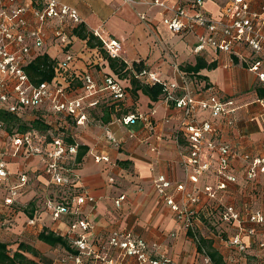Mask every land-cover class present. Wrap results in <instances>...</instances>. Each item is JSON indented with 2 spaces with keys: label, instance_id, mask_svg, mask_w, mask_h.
I'll list each match as a JSON object with an SVG mask.
<instances>
[{
  "label": "crops",
  "instance_id": "1",
  "mask_svg": "<svg viewBox=\"0 0 264 264\" xmlns=\"http://www.w3.org/2000/svg\"><path fill=\"white\" fill-rule=\"evenodd\" d=\"M63 2L78 10L88 31L101 39L119 40L122 45L120 59L129 66L133 62L143 61L146 70L155 74L162 82L167 85L177 82L181 88L177 90L176 96L182 94L184 82H187L197 97H204L210 90L223 100L233 99L237 102L239 108L233 124L229 125L226 118L213 119L214 137L230 144L234 149L230 171L238 180L229 186V200L241 207H245L247 203L253 209L264 207V173L259 174L255 181L248 180L245 168L247 160L244 159L246 154L252 157L264 156V104L260 101L263 97L259 94L260 90L264 91V82L256 72L249 69L253 60L252 51L245 45H237L233 53L229 54L211 48L196 52L197 34L203 33V29L174 34L161 22L156 9L150 10L144 5H129L123 0ZM226 3L227 0H206L204 11L210 17H220ZM250 3L253 11H259L264 6V0H250ZM140 13L147 14V21L139 17ZM27 16L33 19L31 13ZM76 41L81 47L74 52V60L69 64L72 70L89 72L97 81L104 74L113 73L99 52L89 49L84 40L74 36L73 45ZM43 52L49 53L58 61L65 60V53L52 39L46 42ZM93 55L95 59L91 60ZM199 57L209 63L216 62L215 69L204 68L196 74H188L182 70V66L194 65ZM125 83V99L117 102L102 98L96 108L89 110L85 126L74 124L69 129L72 137L88 147L82 162L74 168L76 186L95 198L94 204L89 203L84 209L92 222L91 236L96 241L99 258H84L82 264H150L139 263L131 256L122 258L121 251L108 243L116 230L131 232L143 239L154 246L155 253L170 258L174 264H207L206 256L198 252L197 243L191 235L213 239L214 246L221 251L220 246L223 244L209 232V219L205 217L214 206L202 195L207 205L200 207L201 221H196L195 229L187 230L178 221L156 184L161 176L170 180L173 188L168 189L167 194H173L177 202L182 201L185 195L184 192L175 190L176 184H184L186 191H191L194 187L184 166L188 157L187 141L179 134L185 121L184 115L165 96L153 102L142 91L133 95L130 92V81L126 80ZM78 89V93H83L81 87ZM130 114L137 116L133 123L124 125L118 121ZM201 115L212 122L208 113L202 112ZM107 117L110 120L105 122ZM108 131L117 139V144L107 138ZM7 135L6 131L0 134V146L8 141ZM96 155L108 156L109 161L96 162ZM8 160L13 172L12 181L16 182L22 173L28 175L29 181L21 189L13 209L4 206L6 191H0V207L3 206L4 218L12 225L9 230L1 229L0 236L12 235L9 238L13 240L15 236L23 237L28 229L34 232L36 229L37 233L44 228L63 231L64 224L53 222L48 207V200L54 198L50 197L44 203L41 198L53 185L44 173L41 160L11 156ZM214 182V177L209 174L202 176L196 186L202 190L204 185ZM243 182L246 183V192L241 190ZM258 184L263 185L262 190L254 196L252 192L259 191ZM123 194L126 195V200L121 206H116L115 200ZM32 201L35 203L33 208L30 206ZM29 211L39 219L36 228L27 224L31 218ZM245 240L252 244L254 239L248 237ZM29 244L37 248L44 257L42 264H63L60 260L67 253L65 249L52 247L40 241L37 236ZM251 252L252 248L248 255L240 258L241 264L262 260L258 254ZM27 255L39 261V258ZM224 261L232 264L227 254H224Z\"/></svg>",
  "mask_w": 264,
  "mask_h": 264
},
{
  "label": "built area",
  "instance_id": "2",
  "mask_svg": "<svg viewBox=\"0 0 264 264\" xmlns=\"http://www.w3.org/2000/svg\"><path fill=\"white\" fill-rule=\"evenodd\" d=\"M123 2L144 5L150 10L156 9L161 22L174 34L203 29V33L197 34L196 52L211 48L229 54L233 53L237 45L247 46L252 51L253 58L249 69L256 72L264 82V6L259 11H253L250 0H227L222 15L210 17L204 11L206 0ZM29 13L33 19H29ZM139 17L147 21L146 13H140ZM81 23L78 10L63 0H0V114L12 113L23 122L29 123L36 118L31 115L41 112L45 120L52 119L50 126L63 121L69 131L74 124L85 126L89 110L96 108L102 98L117 102L126 98V80L115 74H104L97 81L89 72H76L70 68L69 64L74 60L73 30ZM49 39L60 46L65 53V60L58 62L52 80L35 83L26 68L38 56L46 53L43 48ZM101 40L103 48L111 57L120 58L122 45L119 40ZM140 76L151 84L163 83L165 99L172 101L175 108L184 115L185 121L179 134L187 141L188 157L184 166L194 187L191 191H186L184 184H176L175 190L184 192L185 195L182 201L177 202L173 194H167V190L173 188L172 182L163 176L156 181L158 190L165 195V200L175 212L178 221L187 230L195 229L196 221H201L200 207L207 205L203 201V195L214 206L205 216L209 219V232L223 244L220 248L229 255L230 263L241 264L240 258L249 254L251 248L254 251L253 246L263 250L258 255L264 260V207L253 209L248 203L241 207L235 202L225 201L229 186L238 180L230 171L234 149L230 144L214 137L213 119L226 118L229 125L233 124L239 108L237 102L233 99L223 100L210 90L204 97H197L187 82H184L182 94L176 96L177 90L181 88L177 82L167 85L147 70ZM79 87L83 93H78ZM260 101L264 104V98ZM202 112L208 113L212 122L209 118H202ZM136 119V115L130 114L118 121L129 125ZM4 126L5 122L0 119V130L8 133V141L0 146V191H6L4 206L13 209L21 189L29 181L26 173L20 174L16 182L12 181L9 156L26 160L39 158L51 184L62 190L78 189L74 168L78 165L77 156L82 144L69 132L67 137L51 134L49 131L45 135L39 131H16L10 134ZM69 137L73 140L69 141ZM107 138L114 144L118 142L110 131L107 132ZM244 159L247 160V179L255 181L259 174L264 173V156L252 157L246 154ZM101 160L109 161V157L95 156L96 162ZM209 174L214 177L215 182L204 185L201 190L196 184L202 176ZM262 198L264 199V192ZM125 200L126 195H120L115 200L116 206H121ZM94 202V196L87 191L68 196L56 195L54 199L48 200L53 222L64 224L63 231L54 229V232L68 236L71 247L77 251V254L66 253L60 260L61 263L82 264L84 258H99L96 241L91 236L92 222L84 209L87 204ZM219 220L222 221L223 228L219 226ZM38 222V217L33 216L28 219L27 224L36 228ZM221 229L234 231L226 238L219 233ZM248 237L254 239L252 244L245 240ZM108 243L112 248L121 251L122 258L135 257L139 263L174 264L170 258L155 253L154 246L131 232L116 230L111 234ZM205 263H211L209 257L205 258Z\"/></svg>",
  "mask_w": 264,
  "mask_h": 264
},
{
  "label": "trees",
  "instance_id": "3",
  "mask_svg": "<svg viewBox=\"0 0 264 264\" xmlns=\"http://www.w3.org/2000/svg\"><path fill=\"white\" fill-rule=\"evenodd\" d=\"M73 34L77 38L84 40L86 42V46L89 49L101 52L102 57L107 61L108 66L112 70L113 74H115L122 80L130 81V92L133 95H135L138 91H142L153 102H157L162 96L165 95V85L163 83L158 82L151 84L141 78L140 75L144 70L147 69L143 61L133 62L132 65L129 66L120 58L111 57L103 48V41L101 40V38L95 35L93 32L88 31V29L85 27V24L83 23L77 25L74 28ZM58 62L59 61L56 58L50 56L49 53H44L33 60V62H31L27 66L26 70L29 73L32 81L35 83L50 81L55 76V67L57 66ZM216 65V62L209 63L206 62L203 58L199 57L197 58V61L194 65L187 64L185 66H182V70L188 74H196L204 68H207L209 70L215 69ZM259 94L264 98L263 90H260ZM0 119L5 122L4 128L10 134L15 133L16 131L21 133L28 131H39L41 134L45 135L47 134L52 122V119H35L27 123L23 122L17 115L12 113L0 114ZM109 120V117H107L105 119V122H108ZM68 140L72 141L73 139L69 137ZM87 151V146L82 145L79 148V153L77 156L78 164L82 162L83 156ZM62 195H57V197H60ZM34 205L35 203L33 201L30 202V206L32 208L34 207ZM29 215L33 217L34 213L29 211ZM0 235L2 234L0 233ZM191 236H193L197 243L198 252L205 255L206 257H209L212 264H227L224 261V250L220 248V251L218 248H216L214 246L213 239L195 237L194 234H192ZM9 237H12V235L10 236L7 234L2 237L0 236V264L43 263L44 257L42 256V254L36 248L26 242L18 243L17 249L11 252L10 246L12 244H10V242L12 241V238ZM37 238L52 247H61L65 249L67 253L77 254V251L73 247H71V239L68 236L59 235L49 228H44L37 235ZM253 248H255L254 252L258 250L259 254L263 253V250L261 248H258V246H253ZM27 254L32 255V257L34 258H39V261H36L35 259L29 257Z\"/></svg>",
  "mask_w": 264,
  "mask_h": 264
},
{
  "label": "rangeland",
  "instance_id": "4",
  "mask_svg": "<svg viewBox=\"0 0 264 264\" xmlns=\"http://www.w3.org/2000/svg\"><path fill=\"white\" fill-rule=\"evenodd\" d=\"M80 47H81V44L76 41L75 45L72 46L73 52L78 51L80 49ZM85 50H88V48H86ZM99 53L101 54V52H99ZM94 56L95 55H93V57L91 58V60H94L95 59ZM31 117L32 118L36 117L35 119H41V120L44 119L43 118V114L41 112H36L33 115H31ZM60 120H61V118H60ZM66 125H67L66 122H63V121H62V123H54L53 126H50L49 127L48 131L51 132V134H58V135H60L62 137H64V136L67 137L69 131H68V128H67ZM3 133L4 132L0 130V134H3ZM247 184H248V182H247ZM242 185H241V190H243L244 192H246L247 191V189L245 188L246 183L243 182ZM258 185H260V184H258ZM262 186H263L262 184L260 186H258L257 189L259 191L254 190L252 192V194L254 196L255 195H258L257 193L260 192V190H262ZM61 190L62 189L57 188V187H55L53 185L50 186L49 189H48V191L46 192V194H43L41 196V198L43 200V203H44V201H46V199H48L50 197L54 198V196H56V195H62L63 194V195L68 196V195H71V194L73 195V194L80 193V191H81V189H74V188H71V189H68V188L67 189H63L62 191ZM230 196H231L230 194H227L226 195V199H225L226 202H228V201H229V203L231 202V200H229L230 199ZM219 208H218V216H219V211H220ZM2 210H4L3 206L0 207V231H1V229H3V230H9L11 228V226H12L11 225V222H9V220H7V219L5 220V218H4L5 216L3 215V211ZM220 224H222V221L221 220H219V226H220ZM36 231H37L36 229H35V232L28 229L23 237L20 238V237H16L15 236L14 239L10 242V244H12L10 246L11 252H13V251H15L17 249V247H18L17 245L20 242H26V243L29 244L39 234V233H37L38 231L37 232ZM233 231L232 230H224V231L219 230V233H221L224 237L229 238V236L232 235ZM34 233L36 235H34ZM217 240H219V239L217 238ZM255 253H258L259 254V251L257 250ZM250 264H264V262L262 260H251L250 261Z\"/></svg>",
  "mask_w": 264,
  "mask_h": 264
}]
</instances>
